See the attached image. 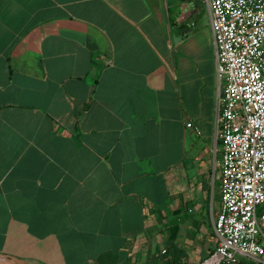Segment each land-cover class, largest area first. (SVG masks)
Instances as JSON below:
<instances>
[{
  "label": "crops",
  "instance_id": "0c3cea01",
  "mask_svg": "<svg viewBox=\"0 0 264 264\" xmlns=\"http://www.w3.org/2000/svg\"><path fill=\"white\" fill-rule=\"evenodd\" d=\"M198 7L0 0V258L196 264L213 252L217 81Z\"/></svg>",
  "mask_w": 264,
  "mask_h": 264
},
{
  "label": "built area",
  "instance_id": "2783aa9c",
  "mask_svg": "<svg viewBox=\"0 0 264 264\" xmlns=\"http://www.w3.org/2000/svg\"><path fill=\"white\" fill-rule=\"evenodd\" d=\"M203 2L215 53L220 207L214 250L199 264H264V0Z\"/></svg>",
  "mask_w": 264,
  "mask_h": 264
},
{
  "label": "rangeland",
  "instance_id": "374dc122",
  "mask_svg": "<svg viewBox=\"0 0 264 264\" xmlns=\"http://www.w3.org/2000/svg\"><path fill=\"white\" fill-rule=\"evenodd\" d=\"M197 3L199 4L200 8L198 7L197 13H198V19H207V10L204 6V4L202 5V0H197ZM201 142V141H200ZM207 144H208V140H206ZM205 142L202 141V145L204 146ZM210 148L208 151H210L209 154V163L210 165H212V156H213V142L211 140L210 142ZM219 158V157H218ZM213 183V184H212ZM208 186L209 188V195L205 198L206 199V209L207 211H210V209H212V214L215 216L218 212H219V196H218V180L217 178H214V180L211 181V184L209 183ZM202 217L199 216V218L201 219H205L207 217V212L204 214H201ZM206 228L210 229V220H207L205 222ZM202 259L200 258H196V264H199L201 262ZM252 264H258V263H252Z\"/></svg>",
  "mask_w": 264,
  "mask_h": 264
},
{
  "label": "water",
  "instance_id": "95a60500",
  "mask_svg": "<svg viewBox=\"0 0 264 264\" xmlns=\"http://www.w3.org/2000/svg\"><path fill=\"white\" fill-rule=\"evenodd\" d=\"M0 264H23L18 261L9 258H0Z\"/></svg>",
  "mask_w": 264,
  "mask_h": 264
}]
</instances>
